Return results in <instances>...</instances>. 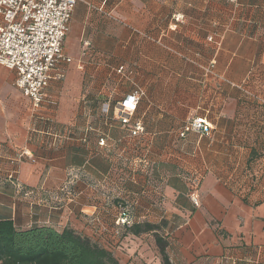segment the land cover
I'll return each mask as SVG.
<instances>
[{
    "label": "crops",
    "instance_id": "0c3cea01",
    "mask_svg": "<svg viewBox=\"0 0 264 264\" xmlns=\"http://www.w3.org/2000/svg\"><path fill=\"white\" fill-rule=\"evenodd\" d=\"M74 8L63 44L72 62L53 70L39 110L0 66V176L14 169L24 187L0 181V219L20 230H107L116 211L82 179L101 183L105 170L146 163L164 181V200H144L134 217L163 227L170 264H264V199L236 194L250 146L264 138V0H80ZM131 95L135 111L120 115ZM201 117L208 136L177 137ZM68 182L75 199L56 202ZM200 192L233 223L216 221L223 242L187 216L196 209L190 194ZM201 232L204 242L194 236Z\"/></svg>",
    "mask_w": 264,
    "mask_h": 264
},
{
    "label": "trees",
    "instance_id": "16d2710c",
    "mask_svg": "<svg viewBox=\"0 0 264 264\" xmlns=\"http://www.w3.org/2000/svg\"><path fill=\"white\" fill-rule=\"evenodd\" d=\"M250 149V157L247 159L243 175L245 183L236 194L244 203H247L248 198L256 197L254 205H259L264 199V168H261L259 163L260 158H264V138L255 143L254 147L250 146ZM142 167L145 169L144 173L140 170L138 173V170L134 171L129 167H118L109 173H106L108 170L102 172L101 183H114L109 190L99 181L90 178L83 180L82 177L81 179L95 194L101 195L105 209L116 211L114 222L105 232L119 234L118 243L126 237L151 235L161 264H170L167 254L169 240L168 235L163 232V227L147 220L139 221L134 217L144 200L156 207L164 200L161 187L164 181L156 179V167L146 163H143ZM74 185L76 184L69 183L68 192L61 190L60 196L72 197ZM123 218L127 219L128 223H116ZM97 233L103 237L102 232ZM95 235L84 234L73 228L56 230L46 225L20 230L11 220L0 219V264H120L118 258L113 255L111 244H101L96 241Z\"/></svg>",
    "mask_w": 264,
    "mask_h": 264
},
{
    "label": "built area",
    "instance_id": "2783aa9c",
    "mask_svg": "<svg viewBox=\"0 0 264 264\" xmlns=\"http://www.w3.org/2000/svg\"><path fill=\"white\" fill-rule=\"evenodd\" d=\"M78 1L0 0V66L15 73L14 86L29 99L34 112L40 109L46 99L53 70L60 64L72 62V58L63 52V44ZM175 20L179 21L178 18ZM138 100L139 97L135 95L128 96L119 104L120 115L133 113ZM141 129L137 123L131 135L136 136ZM211 130L210 123L204 117L194 118L180 128L177 137L185 139L189 133L198 137L208 136ZM98 145L103 146L104 140H100ZM23 155L18 158L22 159ZM16 175L17 171L12 169L5 176H0V181L8 182L22 192L24 187ZM68 184L61 190L68 192ZM190 195L191 203L196 206L198 196ZM116 223L128 221L123 218Z\"/></svg>",
    "mask_w": 264,
    "mask_h": 264
},
{
    "label": "rangeland",
    "instance_id": "374dc122",
    "mask_svg": "<svg viewBox=\"0 0 264 264\" xmlns=\"http://www.w3.org/2000/svg\"><path fill=\"white\" fill-rule=\"evenodd\" d=\"M85 43L86 42H84L83 44ZM77 46L78 45L73 44V42L70 40H68L66 43V49L71 54L77 52L78 50ZM129 169L134 171L138 170V173L139 170L143 173L145 172L144 167L139 165H130ZM61 189L62 187L58 188V190L56 189L55 191L56 194L54 199L56 202L59 201V198L57 196H60V194L58 193L61 192ZM215 195L216 196L218 195V197L222 196L218 192ZM197 196L198 199L200 198L199 205L197 203L198 206L197 205L195 206L196 207L195 210L188 209L187 216L190 214V218L193 219L194 223L198 221L199 224L202 225L203 229L211 232L215 240H217L218 242L220 241L223 242L221 240L222 238H220L219 235L217 234L216 228L218 227V224H216L217 223L216 221H218L219 219L223 220V223L220 224H222V226L228 230L233 228V223H229L230 217L226 216V218L224 217L221 218V211L225 210V208L218 200L212 201V199H215L214 196L212 195L210 196L206 192L203 193L200 192ZM67 198L68 200L72 199V201L75 199L69 196H67ZM202 202L203 205L202 207H200ZM101 232L103 233V237L101 234L94 233V235L95 234L99 235V236L95 235L94 238L96 239V241L98 242L100 241L101 244H105V243L111 244V246L113 247V249H111L113 255L116 256V258H118L120 264H161L160 257L157 254L154 240L151 235L145 234L137 238L126 237V239L121 240V243H118V241H120L118 239L119 234L114 235L111 231L105 232V230H102ZM202 232L200 234L196 233L194 234V236L200 235L201 239H203L204 242V240H207L206 239L207 234L206 233L202 234ZM88 233L92 235L91 232ZM104 235L106 237H104ZM211 249L212 247L209 246V250Z\"/></svg>",
    "mask_w": 264,
    "mask_h": 264
}]
</instances>
